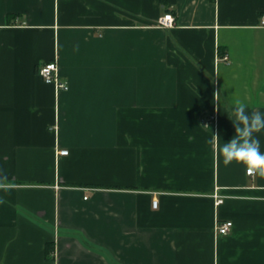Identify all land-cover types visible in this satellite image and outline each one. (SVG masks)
I'll list each match as a JSON object with an SVG mask.
<instances>
[{
	"label": "crops",
	"instance_id": "0c3cea01",
	"mask_svg": "<svg viewBox=\"0 0 264 264\" xmlns=\"http://www.w3.org/2000/svg\"><path fill=\"white\" fill-rule=\"evenodd\" d=\"M263 16L0 0V264H264V177L220 154L237 100L264 112ZM52 61L68 91L42 79Z\"/></svg>",
	"mask_w": 264,
	"mask_h": 264
},
{
	"label": "clouds",
	"instance_id": "9594fccd",
	"mask_svg": "<svg viewBox=\"0 0 264 264\" xmlns=\"http://www.w3.org/2000/svg\"><path fill=\"white\" fill-rule=\"evenodd\" d=\"M228 117L235 134L220 147L224 165L241 164L249 174L264 177V150L259 138L264 133V112H249L246 103L237 100Z\"/></svg>",
	"mask_w": 264,
	"mask_h": 264
},
{
	"label": "built area",
	"instance_id": "2783aa9c",
	"mask_svg": "<svg viewBox=\"0 0 264 264\" xmlns=\"http://www.w3.org/2000/svg\"><path fill=\"white\" fill-rule=\"evenodd\" d=\"M175 23H176V19L171 13L165 14L162 18L158 20V25L162 28H172L175 26ZM261 25L264 26V16L261 19ZM225 60H228V58H225ZM39 73L45 83L54 86L57 93L69 90L68 82L63 80L60 76L59 65L57 61L47 62L43 64L39 68ZM58 153L61 156H67L69 152L67 150H61ZM247 174L253 175L254 173L249 174L247 172ZM221 202H222V198L219 199L218 203H221ZM157 205H158V200L154 199L153 207L157 208ZM232 227H233V223L230 221H227L223 223H218L216 226V230H217V233L220 235H227L230 233Z\"/></svg>",
	"mask_w": 264,
	"mask_h": 264
}]
</instances>
